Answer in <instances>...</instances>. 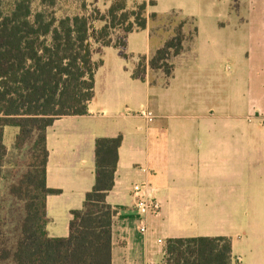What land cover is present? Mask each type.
<instances>
[{"label":"crops","instance_id":"1","mask_svg":"<svg viewBox=\"0 0 264 264\" xmlns=\"http://www.w3.org/2000/svg\"><path fill=\"white\" fill-rule=\"evenodd\" d=\"M212 2L223 6V15L215 14L229 18V23L216 25L209 37L211 52L222 58L237 53L244 63L247 73L241 82L249 85L248 106L244 89L216 105L213 55L205 66L196 67L199 72L192 67L186 73L182 89L173 98L170 87L175 71L164 84L166 93L156 84L162 71L148 68L142 80L133 77L138 61L133 67L124 60L104 61L96 73L90 113L63 116L47 129V185L62 190L46 200L51 236L66 237L54 230L61 213H68L71 220V211L83 206L95 184L96 154L95 165L87 166L86 138L94 142L100 136L121 134L115 185L108 194V202L117 211L112 264H164L168 239L196 236H228L234 263L264 264V0ZM232 21L241 27L236 26L232 36L244 38L238 45L227 30ZM189 91L192 102L184 99L183 92ZM134 103L140 112L151 106L154 120L132 113ZM253 114L258 115L256 121L249 120ZM136 118L146 122L145 147L137 140L140 131L133 130ZM65 119H74L70 131L57 133L56 127ZM76 119H82V125L75 124ZM144 180L156 189L161 203L160 213L148 217L147 233L139 229L132 190Z\"/></svg>","mask_w":264,"mask_h":264},{"label":"trees","instance_id":"2","mask_svg":"<svg viewBox=\"0 0 264 264\" xmlns=\"http://www.w3.org/2000/svg\"><path fill=\"white\" fill-rule=\"evenodd\" d=\"M60 2L0 0V178L8 185L0 200V264H112L117 211L108 194L115 185L123 136L96 138L95 184L83 206L71 211L69 235L53 237L46 200L62 190L47 185V129L63 116L90 113L96 73L104 63L94 60V54L114 46L128 58L127 34L147 27V4H139L130 17L124 0L115 1L104 13L95 2L78 0L83 13L74 15H60ZM91 4L92 13H85ZM94 20L105 23L95 27ZM117 28L125 32L118 41ZM185 38L179 31L153 57H145L147 64H137L133 77L144 80L150 68L171 78L175 68L169 60L182 53ZM8 126L19 128L14 148L22 152L29 147L22 164L8 159L4 136ZM11 197L22 205L13 240L6 231ZM164 264L245 263H234L230 237L196 236L168 239Z\"/></svg>","mask_w":264,"mask_h":264},{"label":"rangeland","instance_id":"3","mask_svg":"<svg viewBox=\"0 0 264 264\" xmlns=\"http://www.w3.org/2000/svg\"><path fill=\"white\" fill-rule=\"evenodd\" d=\"M117 0H87V3L95 2L96 6L104 13L108 8ZM130 17L132 12H138V5L146 2V11L145 16L148 19V24L145 29L131 32L127 34L126 41V53L128 58H121L120 50L114 46H107L103 48L101 53L94 54V60L99 61L103 59L104 61L113 63L117 60H124L129 67H133L135 62L138 61V65L147 64L146 59H150L156 54V51L165 45V43L178 34L179 31H182L186 38L183 42V51L177 57H172L169 62L174 64L175 78L171 80V98L175 95V91H180L183 87L184 77L186 73H190L192 67L205 66L206 62L213 60L210 58V55L214 56L215 62V80H214V92H215V101L216 105L227 101L231 98V95L235 93L237 89L240 91L244 89L242 94L245 95L246 106L249 104V85H242V78L246 77L247 71L243 68L245 66L237 58V53H233L230 56L225 58L219 57L218 53L211 52L209 46V37L212 32L215 30L216 25L220 22L229 23V18L224 19V16H216L217 12L221 11L222 15L224 13V8L222 5L220 7H215L212 0H124ZM94 4V3H93ZM61 11L60 15H74L82 14L83 10L79 9L78 0H61L60 2ZM93 6L88 7L85 13L91 14ZM216 13V14H215ZM220 18V19H219ZM219 19V21H217ZM133 20V17L131 18ZM233 22V21H232ZM95 27H102L104 21L94 20ZM231 23V22H230ZM236 24V25H234ZM239 22H233L230 27H227L228 31L231 32V40L236 41V44L244 42L243 37H233L232 34L235 33L238 28ZM237 26V28H236ZM221 27V26H220ZM238 28L237 30H240ZM196 30V31H195ZM195 31V33H194ZM229 34V33H228ZM121 36H125V32L121 28L114 30V39L119 40ZM121 55V56H120ZM145 57H147L145 59ZM136 64V65H137ZM135 65V66H136ZM153 71V70H151ZM196 72L199 70L196 68ZM203 71L206 69L204 67ZM154 72H157L154 70ZM154 76V75H151ZM168 77L164 71L161 72L156 78V84L159 87V90L162 92H168V89L164 87V84L167 83ZM157 87V88H158ZM205 87V86H204ZM246 87V88H245ZM189 90V89H188ZM187 90V91H188ZM246 90V91H245ZM189 91L188 93L183 92L184 99L188 102L193 101V95ZM152 110L153 108L149 106ZM140 108L137 107L136 103L131 105L132 113L140 112ZM246 115L248 111L246 110ZM249 115V114H248ZM93 120V119H88ZM255 121L257 118L254 119ZM74 119H65L57 127V133H66L70 131V122H73ZM91 121L90 125L95 124ZM245 121L249 124L248 118L246 117ZM75 124L82 125V119H76ZM62 130H59V129ZM133 130L137 132L139 130L138 139L142 143V147H145L146 137H147V126L146 122L143 119H135L133 121ZM19 131L18 127L8 126L5 129V143L7 144L9 150L8 159L11 161H20L25 160L29 155V147L26 146L22 152L17 151L14 148L15 137ZM132 140L135 138L132 136ZM64 139L62 138L61 141ZM68 143L72 140L70 137L66 138ZM82 141V139H81ZM69 146V144H68ZM81 152L82 145L80 144ZM83 150L85 151V156L88 160L87 166L95 165V140H89L86 138V141L83 145ZM19 152V153H18ZM21 155L19 156V154ZM22 164V163H21ZM89 172V169L86 170ZM79 172V170H78ZM82 173V171H80ZM6 185V186H5ZM258 187V184H255V188ZM8 185L5 181L0 183V200L3 201L4 197L7 195ZM248 188H251L248 186ZM70 196L67 193L66 197ZM7 211H8V226H7V238L14 239L18 233L17 229L19 228L21 217H22V205L14 198L11 197L7 201ZM68 213L60 215L59 221L55 224L54 230L64 236L69 234V221ZM2 264H9L8 262Z\"/></svg>","mask_w":264,"mask_h":264},{"label":"built area","instance_id":"4","mask_svg":"<svg viewBox=\"0 0 264 264\" xmlns=\"http://www.w3.org/2000/svg\"><path fill=\"white\" fill-rule=\"evenodd\" d=\"M140 115L148 122H152L155 118V114L148 108H144ZM258 115L249 116V120L252 121ZM144 171L146 169H143ZM133 195L135 198V206L140 215L139 229L142 233H147L148 217L150 215H158L161 211V203L156 197V189L147 180L137 182L133 185ZM162 242V240H159Z\"/></svg>","mask_w":264,"mask_h":264}]
</instances>
